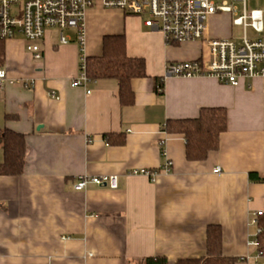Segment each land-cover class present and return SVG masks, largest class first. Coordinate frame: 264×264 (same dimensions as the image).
<instances>
[{"label": "crops", "instance_id": "0c3cea01", "mask_svg": "<svg viewBox=\"0 0 264 264\" xmlns=\"http://www.w3.org/2000/svg\"><path fill=\"white\" fill-rule=\"evenodd\" d=\"M85 24L88 58L102 55L105 36L125 35L128 55L145 59L148 77L132 81L134 105L122 106L115 80L71 86L81 52L74 33L62 45L49 31L40 43L42 61L23 38L5 42L0 138L5 130L23 134L27 150L23 175L0 176V264H136L150 257L175 264L206 256L212 225L222 229L225 256L264 264L252 244L264 183L249 179L264 177L263 82L233 87L208 77L166 78L169 63L207 60L205 44L167 45L142 18L102 5L88 10ZM234 28L231 16L216 15L206 35L230 38ZM155 77L164 78L161 94ZM204 108L226 109L228 129L217 152L188 161L183 136L163 128ZM105 134H122L125 142L109 145ZM166 162L171 173L162 171ZM132 170L158 174L151 180ZM103 175L118 176V188H74L82 176Z\"/></svg>", "mask_w": 264, "mask_h": 264}, {"label": "built area", "instance_id": "2783aa9c", "mask_svg": "<svg viewBox=\"0 0 264 264\" xmlns=\"http://www.w3.org/2000/svg\"><path fill=\"white\" fill-rule=\"evenodd\" d=\"M247 0H0V40L8 41L23 38L26 50L35 61L44 58L40 43L49 31L58 32L62 45L74 40L80 45L78 76L71 86L87 88V56L84 52L86 35V15L96 5L107 9H119L127 15L143 19L144 25L159 31L167 45L185 42L205 44L208 59L169 63L166 78H213L220 84L233 87L243 82L260 79L264 84V14L260 9L247 10ZM216 15H229L234 27L242 28L239 38H209L206 35L210 19ZM251 30L256 36H249ZM7 82L6 71L0 70V88ZM158 92H161L159 89ZM91 92L87 90V94ZM54 95V93L52 94ZM172 163L162 167L171 173ZM214 173L222 172L217 166ZM130 175H143L151 180L158 174L151 170H132ZM89 186L117 189L119 178L116 175L82 176L74 188L86 190ZM263 212L252 214V224ZM256 235L252 241L257 245Z\"/></svg>", "mask_w": 264, "mask_h": 264}, {"label": "trees", "instance_id": "16d2710c", "mask_svg": "<svg viewBox=\"0 0 264 264\" xmlns=\"http://www.w3.org/2000/svg\"><path fill=\"white\" fill-rule=\"evenodd\" d=\"M178 45V44H175ZM5 61V41L0 40V69ZM87 76L91 82L112 79L118 84L122 106H132L135 94L132 81L147 78L146 61L131 57L127 53L125 35H107L103 38L102 55L87 58ZM156 91L163 93L164 78H153ZM228 129V113L224 108L201 109L197 118L170 120L163 131L170 135H181L185 140L188 161H205L220 147V136ZM109 145H122V134H105ZM0 144L4 151V162L0 164V176H21L26 167V137L10 130L2 132ZM251 182L264 183V177L250 174ZM256 251L264 259V213L256 218ZM241 258L228 257L222 251V229L212 225L207 229V253L198 259L179 260L175 264H236ZM136 264H169L165 257L143 258Z\"/></svg>", "mask_w": 264, "mask_h": 264}, {"label": "rangeland", "instance_id": "374dc122", "mask_svg": "<svg viewBox=\"0 0 264 264\" xmlns=\"http://www.w3.org/2000/svg\"><path fill=\"white\" fill-rule=\"evenodd\" d=\"M246 5H247V10L248 11L251 10V9L257 8V7H260L262 9H264V0H247ZM147 18L148 17L144 16L142 20H145ZM72 33L73 32H67V34H72ZM242 35H243L242 28L235 27L233 29V36H234V38L241 37ZM251 35H253V37H254L255 34L251 30H249V36H251Z\"/></svg>", "mask_w": 264, "mask_h": 264}]
</instances>
